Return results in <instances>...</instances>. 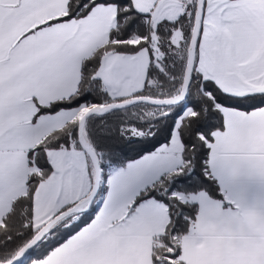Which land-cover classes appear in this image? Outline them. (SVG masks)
Returning <instances> with one entry per match:
<instances>
[{"label":"snow or ice","instance_id":"1","mask_svg":"<svg viewBox=\"0 0 264 264\" xmlns=\"http://www.w3.org/2000/svg\"><path fill=\"white\" fill-rule=\"evenodd\" d=\"M0 264H264V0H0Z\"/></svg>","mask_w":264,"mask_h":264}]
</instances>
